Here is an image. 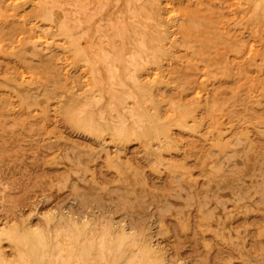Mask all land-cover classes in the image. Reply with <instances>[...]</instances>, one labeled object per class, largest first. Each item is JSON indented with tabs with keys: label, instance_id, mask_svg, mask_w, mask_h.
<instances>
[{
	"label": "rangeland",
	"instance_id": "rangeland-1",
	"mask_svg": "<svg viewBox=\"0 0 264 264\" xmlns=\"http://www.w3.org/2000/svg\"><path fill=\"white\" fill-rule=\"evenodd\" d=\"M61 4L53 9H70ZM192 9L182 33L190 47L168 66L175 84L163 108L183 112L203 88L196 113L203 130L223 126V138L175 129L183 145L162 159L133 137L113 142L107 131L99 141L67 119L64 104L86 75L60 48L29 41L23 29L39 8L28 2L0 20V226L42 228L53 213L62 227L75 218L145 233L178 264H264V42L222 25L218 0ZM1 245L12 259V241L3 235Z\"/></svg>",
	"mask_w": 264,
	"mask_h": 264
},
{
	"label": "bare ground",
	"instance_id": "bare-ground-1",
	"mask_svg": "<svg viewBox=\"0 0 264 264\" xmlns=\"http://www.w3.org/2000/svg\"><path fill=\"white\" fill-rule=\"evenodd\" d=\"M58 1L0 0V20L18 16L20 6L32 3L40 13L37 21L23 29L29 41L38 51L58 47L68 65L81 67L86 75L84 88L74 91L63 107L72 125L99 141H106L107 131L113 142L133 137L159 159L166 149L183 145L175 129L192 128L206 141L211 136L223 138V126L203 130L196 113L203 88L195 91L185 111H179L180 105L163 108L173 100L166 96L172 84L168 66L182 62L180 48L190 47L182 35L189 29L185 22L194 17L192 5L199 6L203 0ZM218 2L222 25L229 20L242 24L264 42V0ZM61 3L70 9L56 12L53 7ZM249 50L253 53L255 45ZM68 72L69 67L66 76ZM3 235L13 243L12 259L2 248ZM97 260L102 264H178L145 233L135 234L114 222L98 227L73 218L62 227L52 213L42 228L27 222L18 228L0 226V264H95Z\"/></svg>",
	"mask_w": 264,
	"mask_h": 264
}]
</instances>
